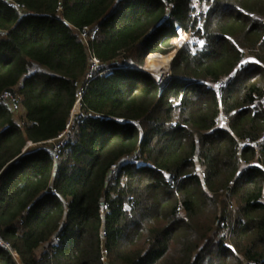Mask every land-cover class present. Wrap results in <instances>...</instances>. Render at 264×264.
<instances>
[{"label": "trees", "instance_id": "1", "mask_svg": "<svg viewBox=\"0 0 264 264\" xmlns=\"http://www.w3.org/2000/svg\"><path fill=\"white\" fill-rule=\"evenodd\" d=\"M11 1L24 11L0 0V94L23 121L0 100V264H264V0H199L200 25L194 0ZM175 24L195 40L164 86L124 67L169 52ZM92 56L111 71L85 81Z\"/></svg>", "mask_w": 264, "mask_h": 264}, {"label": "built area", "instance_id": "2", "mask_svg": "<svg viewBox=\"0 0 264 264\" xmlns=\"http://www.w3.org/2000/svg\"><path fill=\"white\" fill-rule=\"evenodd\" d=\"M9 3L13 8L17 9L20 13H22L24 11V7L22 5H19L18 3H15L11 0ZM192 6L195 8V10L192 12V15L197 16V24L200 25L202 22V18L199 17V9L196 7L197 6L196 0L193 1ZM175 26H176V31H177L176 36H178L179 38L180 37L182 38V35L185 36L184 40H187L190 37H192V34L189 30L183 29L182 27L178 26L177 24H175ZM97 32H98V25L85 26L78 31L80 39L85 43L92 41L95 38V35L97 34ZM176 36H169L166 40L170 43L171 39L176 37ZM0 38L1 39H7L8 38V31L2 32L0 34ZM181 43H183L182 39H181ZM172 49L169 52L165 53V55L161 54V53H157V52H149L144 56V59H146V62L148 63V62H150L151 58H152L151 61L155 62V58H160L161 56L165 57L167 55H170V53L173 52L172 57L169 59L167 68L166 69H160L159 71H157V73L155 72V64H152L151 66H147L148 64L146 63L145 66H136V65L133 66L131 64V60L129 58L123 60L124 67H134V68L138 67L139 69H142L143 71H145L146 73H148L150 75V77L156 83L157 86L162 87L166 84L167 80L171 76V61L175 55V51L177 50V48H175L173 50ZM156 56H158V57H156ZM91 66H90L89 72L86 75L85 81H88L90 79V77L92 76V74L95 72H96V74L101 75V74H106V73L111 71V68H109V67L102 69V70H99L98 59L94 56L91 57ZM0 100L5 101L14 113L21 109V107L17 101L16 96L13 94V92L11 90H4L0 94ZM220 122H226V117L221 115L219 118H217L216 124L220 125L219 124ZM70 124H71V120H69V122L65 126V129L57 137L49 139L46 141L51 146V152L53 154V160L58 159L59 153L61 151V147L69 140V138L72 134ZM30 145H32L31 142H29L27 144V146H30ZM137 156H138V150H135L133 153L126 155L122 161H120L116 165L111 166V168L107 174V177H108L107 180L109 181L115 175L116 170H117V166L120 163H122V162L125 163V162H129V161L134 162L137 160ZM106 208H107V204L103 203V206L100 210L101 215L104 213ZM0 242L5 247H9L8 243L2 241L1 239H0ZM15 258L18 260V257L16 255H15ZM101 259L104 262H106V260H107L105 250H102Z\"/></svg>", "mask_w": 264, "mask_h": 264}, {"label": "rangeland", "instance_id": "3", "mask_svg": "<svg viewBox=\"0 0 264 264\" xmlns=\"http://www.w3.org/2000/svg\"><path fill=\"white\" fill-rule=\"evenodd\" d=\"M196 4H197V8L199 9V12H201V11H203L204 9H205V6H204V4L203 3H201V4H199V0L197 1L196 0ZM184 38V37H183ZM179 39H181V37L179 38L178 36H176V37H174V38H172L171 39V41H170V43L173 45V49H175V48H180L185 42H187V41H189V40H195V37L193 38V37H190L189 39H187V40H184V39H182L183 40V43H181V40H179ZM176 40H179L178 42H175ZM172 49V50H173ZM165 55V54H164ZM123 60V58H121L120 59V61H122ZM131 60V59H130ZM248 60H253L252 59V57H251V55H250V53L249 52H246V54H245V56H244V59H243V61L242 62H244V61H248ZM130 63V62H129ZM147 62H146V59H143V63L140 65V66H145V64H146ZM92 67V66H91ZM92 69V68H91ZM156 72V71H155ZM79 111V108L77 107V105L75 106V110H73V112H72V115L73 114H75V113H77ZM14 116H15V119L20 123V124H22V114H21V109L20 110H18L17 112H15L14 113ZM220 125H224V126H226V122H220L219 123ZM224 201V200H223ZM225 202H227L228 203V206H227V208L229 209V210H231L233 213H234V211L236 210V203H235V201L232 199V200H230V199H226V201ZM219 235H221V233H218L217 234V236L216 237H218ZM45 249V245H40L37 249H36V251H35V253H36V255H40L41 254V252L43 251ZM14 254L17 256V254L14 252ZM18 257V256H17ZM18 261L19 262H21L20 260H19V258H18Z\"/></svg>", "mask_w": 264, "mask_h": 264}, {"label": "water", "instance_id": "4", "mask_svg": "<svg viewBox=\"0 0 264 264\" xmlns=\"http://www.w3.org/2000/svg\"><path fill=\"white\" fill-rule=\"evenodd\" d=\"M177 51V50H176ZM176 51H175V53H176ZM136 66H138V65H136ZM138 68V67H137ZM81 98V95H79V97H78V99H77V102H76V104H75V106L77 105V107L79 108V99ZM75 106H74V108L72 109V112H73V110H75Z\"/></svg>", "mask_w": 264, "mask_h": 264}, {"label": "bare ground", "instance_id": "5", "mask_svg": "<svg viewBox=\"0 0 264 264\" xmlns=\"http://www.w3.org/2000/svg\"><path fill=\"white\" fill-rule=\"evenodd\" d=\"M183 37L185 38V36H184V35H182V38H181V39H184ZM181 39H179V40H181ZM179 40H176L175 42H178Z\"/></svg>", "mask_w": 264, "mask_h": 264}]
</instances>
